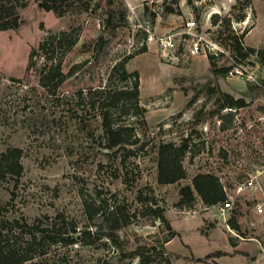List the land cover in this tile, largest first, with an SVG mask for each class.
Returning <instances> with one entry per match:
<instances>
[{"label":"rangeland","instance_id":"rangeland-1","mask_svg":"<svg viewBox=\"0 0 264 264\" xmlns=\"http://www.w3.org/2000/svg\"><path fill=\"white\" fill-rule=\"evenodd\" d=\"M27 1L18 9L23 21L19 29L0 31V155L8 148L22 149L24 168L19 180H0V228L15 221L47 225L59 214L79 230L90 228L97 217L87 220L85 201L99 206L98 192L105 199L102 210L120 208L129 222L117 230V244L104 238L91 244L37 246L29 254L33 258L22 264H141L138 257L124 256L138 247L149 249V264H264V212H257L259 206L264 210V61L257 58L264 48V0H121L128 24L114 37L103 31V5L77 18H57ZM166 7L175 13H166ZM215 14L231 17L235 34L243 35V45L256 53L238 61L226 46V35H219L220 23H212ZM241 15L244 20H235ZM190 20L199 34L219 46L217 69L232 67L238 73L216 78L206 53L188 58L180 49L166 56L156 45L130 59L125 67L140 75L145 111L143 117L113 115L116 122L133 125L142 139L128 148L131 156L122 166L117 148H106L101 111L90 105L89 93L105 88L112 68L137 51L138 25L161 35L181 30ZM72 26L81 27L80 40L64 56L62 71L76 67L74 73L57 88L46 86L41 77L49 63L36 56L28 71L30 53L51 33ZM100 36L111 42L96 61ZM111 84L125 85L118 78ZM223 93L244 99L246 105L220 110ZM200 111L201 121L194 125ZM190 135L194 155L185 160L186 179L160 185L157 146ZM199 172L221 178L230 209L206 207L199 198L194 209L177 206L180 188ZM250 179L255 186L247 188ZM154 201L170 227L148 211ZM231 217L239 232L228 225ZM20 238L21 247H27L28 237Z\"/></svg>","mask_w":264,"mask_h":264},{"label":"trees","instance_id":"trees-1","mask_svg":"<svg viewBox=\"0 0 264 264\" xmlns=\"http://www.w3.org/2000/svg\"><path fill=\"white\" fill-rule=\"evenodd\" d=\"M40 8L46 12H53L57 18L71 16L77 18L85 13L94 11L101 7L105 8V16L103 20V31L114 37L118 30L127 26L128 13L121 0H34ZM175 3L176 0H173ZM249 2V1H248ZM28 4L27 0H0V31L18 30L22 24L19 8H24ZM166 13L173 14L175 10L166 7ZM237 21L244 20V16L234 17ZM231 17H220L215 14L212 16L213 25L220 23L219 35H226L229 43L227 48L231 50L234 57L238 61L246 60L256 53L255 49L245 47L242 42L243 35H236L232 29ZM81 27L72 26L67 30H61L57 33H51L40 42L37 48L32 49L29 56V71L34 64L36 56L43 57L48 64V70L42 72L41 81L44 85L53 84L55 88L61 86L65 80L72 76L76 67H73L67 74L62 71V61L64 56L70 52L80 40ZM111 40L104 36H100L95 44V57L99 61L106 53L107 47ZM220 42V41H219ZM220 44H222L220 42ZM147 52V47L143 46L135 53L125 57L121 62L117 63L111 70L108 78L109 84L105 88L99 89L95 95H91L90 105L93 108L99 107L103 120V131L106 139V148L113 150L116 154L121 155V164L125 166L127 159L131 156L132 146H137L141 142V137L135 127L130 123L116 122L113 115L130 114L143 117L145 109L140 106V75L137 71L129 72L125 65L138 54ZM219 53L207 54L211 64V74L214 77H225L232 70V67L217 69L214 64L215 57ZM259 61H264V48L257 52ZM238 64V63H236ZM118 78L125 83L122 88L113 87L112 81ZM80 95L82 93L80 92ZM223 100L219 105V109H239L243 108L246 103L244 99H235L233 96L223 93ZM202 112L196 116L194 125L201 121ZM224 118V117H223ZM145 123V120H142ZM191 135L180 141H161L157 146V182L160 185L175 184L187 177L185 168V160L188 156L192 157L193 144ZM23 151L20 148H8L0 155V180H19L23 175V165L21 162ZM102 193L98 192L97 198L100 202L88 204L85 201V212L88 216L87 220L94 221L95 217L100 222H93L90 228L79 230L77 225L68 221L63 214H59L51 223L43 225V223L29 224L27 222L2 224L0 228V264H22L29 261L32 257L34 247H44L52 245L69 246L76 244L78 241H85L91 244L93 241H99L107 238L113 244L119 243L117 230L124 222L127 224L128 217L124 215L122 209L118 208L115 212L102 210L103 199ZM141 200V197H138ZM197 198H199L206 207L222 205L228 200V194L221 178L209 172H199L191 181V184L180 188V199L177 206L194 209ZM143 204L144 202L141 201ZM146 205V204H144ZM150 205V204H149ZM153 206V207H152ZM148 211L152 213L155 219L166 223L170 227V223L165 216L163 208L157 203H152L148 207ZM231 229L240 231V226L235 217L228 220ZM94 226V229L92 228ZM92 228V229H91ZM18 230V231H17ZM105 230V231H102ZM15 231V233H13ZM20 232V233H16ZM15 234V235H13ZM19 234V235H16ZM20 235L28 237L27 247H21L19 242ZM14 238V239H13ZM79 238V239H76ZM21 239V238H20ZM16 240V241H15ZM26 248V249H25ZM149 249L146 247H138L132 253H125L126 257H138L141 264H149ZM42 254H45L43 252Z\"/></svg>","mask_w":264,"mask_h":264},{"label":"built area","instance_id":"built-area-1","mask_svg":"<svg viewBox=\"0 0 264 264\" xmlns=\"http://www.w3.org/2000/svg\"><path fill=\"white\" fill-rule=\"evenodd\" d=\"M129 11L135 14V7L129 4ZM138 32L141 35L137 41V50L141 47L150 45H156L166 56L176 55V52L182 49V55L184 57L192 58L198 56L201 53L207 54H217L219 46L217 43H212L207 41L202 34L197 31L198 25L195 20L186 21L184 26L179 31H170L161 35H156L153 33L150 26L138 25ZM238 73L237 68L232 69L229 74L233 75ZM247 188H252L255 186L254 179H250L244 184ZM240 186V190H241ZM222 211H226L231 208L232 203L230 198L222 204L218 205ZM257 212L262 214L264 212L261 206L258 207Z\"/></svg>","mask_w":264,"mask_h":264}]
</instances>
